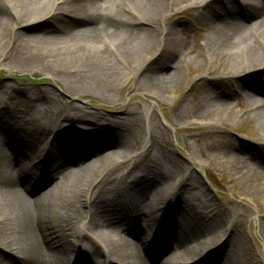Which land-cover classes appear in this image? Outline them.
Wrapping results in <instances>:
<instances>
[{"label":"bare ground","instance_id":"1","mask_svg":"<svg viewBox=\"0 0 264 264\" xmlns=\"http://www.w3.org/2000/svg\"><path fill=\"white\" fill-rule=\"evenodd\" d=\"M55 1L0 0V33L11 26L13 20L26 28H32L33 32L49 31L47 36L25 35L20 32L16 34L17 42L13 46L24 48L21 57L25 66H39L46 72L64 67L65 83L79 90H99L105 93L113 87L110 86L112 84H107L110 87L104 88L99 83H108L114 77L115 65L103 49L104 44L98 33L108 34L111 49L126 57L138 44L134 47L128 39L119 38L115 32L121 30L126 33L140 29L141 24L128 21L124 14H117L111 9L109 0H64V3H70L69 6L72 7L68 10H53ZM127 1L143 4L146 14H137V18L151 29L155 24L151 16L158 14L162 17V3L168 0ZM178 1L192 3L193 8H198V11H187V14L192 18L198 34L204 32L202 38L197 40L200 44L199 52L205 60L210 61V66L211 60L218 57L222 70L238 84L233 85V91L237 95L243 94L249 101L245 114L246 117L251 116L259 127L264 153V96L256 97L249 91L256 87V80L262 85L264 95V1ZM11 7L19 9L20 13L16 14ZM125 7V10L131 9L129 4H125ZM76 10L81 13L85 10V13H74ZM63 17L67 19L62 20ZM178 19L159 32L162 38L168 33L172 41L160 58L163 66L152 68L145 74L154 79L151 80L156 92L164 91L171 83L179 80L181 68L187 66L182 54L187 53L186 37L176 38L171 31L173 25L178 24ZM43 22L47 27L42 25ZM9 45L10 40L4 42L0 37L1 53ZM178 56H181L180 59H177ZM209 82L211 80H207L208 84ZM222 83L229 87L225 80ZM206 88L203 87L200 98H194V115L201 117L209 112L231 111V102L222 87L217 92L213 91L212 96L207 94ZM33 98L38 100L41 97ZM6 100H9L8 97ZM54 101L51 98L46 105V111L53 116H64L65 120L70 121L81 116L79 112L82 109L79 112L75 107L66 109L68 104L55 105ZM32 104L28 100L24 108L28 109L31 124L39 134L27 135L7 125L0 133L3 146L0 149V244L12 253L9 259L0 255V264H68L63 262L64 255L67 260L74 255L78 264L84 262L85 255L93 257L87 258L94 261V264H149L147 259L152 255L161 256L163 251L169 249V257L166 260H156L158 264H261L253 257L251 248L244 241L243 232L236 226L237 224L242 229V224L234 220L238 209L229 210L219 223L205 218L204 204L198 203L202 201L183 197V193H188L185 188L183 191V186L191 178L189 174L179 176L170 186L171 189L167 190V181L176 178L173 176L176 165L168 153L171 163L169 167L164 168L157 161L154 164L145 162L143 166L130 171L134 175L138 196L125 198L123 192H120L122 187L117 182L113 185L116 193L113 196L105 195L103 188L108 184L110 175L105 173L109 170L107 165L96 167V163L121 153V148L115 150V147L123 146L129 137V126L133 122L130 114H126L129 117L125 115L122 120H109L108 117L97 119V124L103 126V134L100 136L104 137L105 145L102 147L95 145L96 140H86L91 133L82 135L81 128L63 126L60 119L56 121L55 117L49 121L56 122V126L48 128L46 120L42 122L35 115ZM3 106L6 108L10 104ZM149 109H144L146 114ZM88 112L83 109L82 113ZM48 130L52 133V146L38 164L28 165L21 155L15 159L16 162L8 157L14 154H8L9 151H19L26 142L38 144L40 140H44L48 137ZM55 142L58 145H53ZM104 147L112 151L102 154ZM220 148L223 152L230 153L229 158L240 163L239 171H245L242 178L253 179L254 163L259 158L256 153L248 152L250 158L242 161L237 152L246 154L248 147L225 145ZM262 157L260 159L264 161V156ZM34 176L39 179L42 177L41 182L35 184L32 181ZM128 184L129 182L127 187L130 186ZM37 185L39 187L36 189ZM192 185L189 184L191 188ZM55 188L61 193L69 189L71 196L68 197L66 212L51 215L48 213V193ZM206 195L209 196V193ZM172 198L175 199L170 211H164ZM213 200L209 196L207 202L217 207ZM95 202L98 203L96 210L80 209L82 203L89 207ZM140 221L153 229L164 230L161 239L155 242L158 245L156 249L161 246L160 250L153 251L150 239L139 235ZM259 221L260 225H264V219ZM121 224L124 226L119 229ZM218 234L224 237L223 240L213 243ZM86 238L91 241L89 249L82 244ZM97 251L102 257L98 263L97 260L95 262L97 256H94Z\"/></svg>","mask_w":264,"mask_h":264},{"label":"rangeland","instance_id":"2","mask_svg":"<svg viewBox=\"0 0 264 264\" xmlns=\"http://www.w3.org/2000/svg\"><path fill=\"white\" fill-rule=\"evenodd\" d=\"M109 2L113 11L119 15L124 14V18L132 23H140L139 27L141 28L126 33L121 30L115 32L119 38L128 39L134 47L135 44H138L126 57L111 49L108 44L110 40L108 34L98 33L104 44L103 49L107 51L115 65L114 77L109 79L108 83H99L104 88L108 86L107 84H112L110 86L113 87L105 93H101L99 90H79L65 83L63 78L65 74L64 67L46 72L39 66H25L21 57V51L24 48L20 46L14 48L13 46L17 42L16 34L20 32L25 35L45 34L47 36L49 31L38 30L33 32L32 28H26L13 20L11 26H7L6 30L0 33V37L3 38L4 42L10 40V45L5 47L2 53L0 52V133H2V128L7 125L25 132L27 135L29 133L32 135L39 134L36 133L34 125L31 124L28 109L25 110L24 108V104L30 100V103H33L31 106L33 112L42 122L46 120L45 125L48 128L56 126V122L49 121L55 117L57 118L56 121L60 119L59 122L63 126L70 125L75 129L77 127L81 128L82 135L87 136L91 133V136L86 140H96L95 145H102L103 147L105 145L104 137L100 136L103 134L101 132L103 128H101L102 125L97 124V119L103 120L108 117L109 120H117L118 118L122 120L126 114H130V119L132 118L133 122L129 126V137L123 146L118 145L115 147V150L121 148V153L114 154L108 160H97L96 163V167L107 165V170L110 172L105 173L110 174L107 180L108 184L103 188L105 189L103 190L105 195L113 196L116 193L113 185L117 182L122 187L120 192H123L125 198L138 196L139 192L135 187L134 175L130 171L143 166L145 162L154 164L157 161L162 167H169L171 165L169 158L172 156L176 165L173 176L176 178L168 180L167 184L165 183L167 190L169 191L170 186L179 176L185 177L189 174L193 180L191 181V178L186 180L183 191L185 188L188 193H183V197L197 198L202 201L198 203L204 204L205 218L219 223L221 217H226L225 214L229 210L232 208L238 209L239 211L234 216V220H238L242 224V229L237 224L236 226L239 228L238 230L243 232L244 241L251 248L253 257L257 259L258 263L264 264V225H260L259 221L264 219V161L260 159V157L263 158L264 153H262L259 127L251 116L246 117L245 112L249 101L243 94L237 95L233 91V85L238 84H235L232 76L222 70L220 59L214 57L210 66V61L205 60L204 56L200 54V44L197 40L202 38L204 32L198 34L192 23V18L187 14V11L190 10L198 11V8H193L192 3L178 0L163 2L161 9L164 13L162 17L158 14L151 16L154 18L155 24L150 29L149 25L142 24L137 18V14H146L142 3L127 0H109ZM69 4L64 3V0H56L53 4V10L57 8L71 9L72 7ZM125 4H129L131 7L129 11L125 10ZM11 9L16 14L20 13L17 8L11 7ZM77 11L73 12L76 13ZM78 12L82 14L85 13V10L82 13L81 11ZM64 19H67V17L62 18V20ZM176 19L179 22L173 25L171 31L176 38L186 37V45H184L187 53L182 54L187 66L181 68V78L179 80L171 83L164 91L156 92L152 81L154 79L145 74L152 68L163 66L160 58H162L172 41H170L168 33L164 31L165 34L162 38L159 32L162 28H167ZM42 25L47 27L44 22ZM134 25L138 26L137 24ZM41 29H43L42 26ZM180 57L178 56L177 59H180ZM207 80H211V82L208 84ZM224 80L229 87L222 83ZM250 80L254 81L253 79ZM255 83L256 87L251 88L249 91L256 97L264 96L262 85L256 80ZM206 84L207 86H205ZM203 87L208 88H206L207 94L211 96L213 91L217 92L222 87L231 102V111L226 113H223V111L209 112L201 117L194 115V98L196 96L200 98V92L204 91ZM34 96L41 98L34 100ZM7 97L9 100H6ZM51 98L55 100V105L68 104L66 109L75 107L78 112L82 109L79 112L81 114L79 119L65 120L64 116L56 117L51 112L46 111V105L50 103ZM7 103L11 107L5 108L3 106ZM146 108H150L147 114L144 110ZM83 109L89 112L83 114ZM97 115L103 116V118ZM93 129L96 131H92ZM49 133L48 130L46 133L48 137L40 140L38 144L26 142L19 151H7L8 154L14 153L8 157L13 158L16 162L15 159L20 158L18 156L21 155L22 160L28 165L38 164L48 148L52 146V133ZM53 145L58 144L55 142ZM225 145L229 147L235 145L248 147L246 154L244 152L242 155L237 152L242 161L250 158L249 153L252 154L253 152L258 155L257 163H254L255 170L253 172L255 175L253 179L242 178L245 171L240 172V163L229 158L230 153L221 150L220 147ZM1 147L3 148L0 141V149ZM85 147L83 146V148ZM110 151L112 150L104 147L102 154ZM90 159H93V157ZM41 180L42 177L39 179L35 176L32 179L35 184L40 183ZM128 182L129 187L126 185ZM190 183L193 184V188L189 186ZM38 187L37 185L36 189ZM57 190L58 188H55L48 193L50 201L48 213L51 215L53 213H64L68 209V197L71 196L70 190L67 189L63 193ZM204 191L206 192L204 193ZM208 193L214 199L213 202L217 207L207 202L209 196L206 194ZM174 199L172 198L168 207L165 210L163 208L160 212L163 210L169 212L172 204H174ZM96 205H98L97 202L89 207L84 206L82 203L80 209H83L82 211H92L96 210ZM138 224H140L139 235L143 238L147 236L150 239L151 246H154L155 241L160 238V234L164 233V230L153 229L152 226H147L141 221ZM123 226L124 224H121L119 229ZM223 238L222 235L218 234L212 242H221ZM164 240L168 241L167 238ZM82 244L88 249L92 246L88 238L84 239ZM160 249L161 246H159ZM97 252L94 256H97L95 262L97 260L98 263L102 257L99 251ZM170 253L171 250L169 249V251H163L161 256L152 255L147 260L149 264H158L156 260H166ZM0 255L6 259L12 257V253L1 244ZM73 257H70V260ZM87 257L88 255H85L84 262L79 264H94V261L89 260L93 257L89 256V259ZM65 261L66 263L69 262L67 256L64 255L63 262Z\"/></svg>","mask_w":264,"mask_h":264}]
</instances>
